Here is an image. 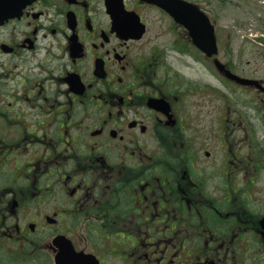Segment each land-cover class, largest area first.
<instances>
[{"label": "flooded vegetation", "instance_id": "1", "mask_svg": "<svg viewBox=\"0 0 264 264\" xmlns=\"http://www.w3.org/2000/svg\"><path fill=\"white\" fill-rule=\"evenodd\" d=\"M199 38L152 0H0V264H264V72Z\"/></svg>", "mask_w": 264, "mask_h": 264}, {"label": "rangeland", "instance_id": "2", "mask_svg": "<svg viewBox=\"0 0 264 264\" xmlns=\"http://www.w3.org/2000/svg\"><path fill=\"white\" fill-rule=\"evenodd\" d=\"M194 1H198V4L205 7L210 17L217 23L221 33L224 30L225 36H222L219 48L222 51L230 50L234 55L237 54L233 60L245 66L243 68H246L249 62L251 67H257L259 72H264V41H262L264 40V0ZM229 28L239 29L235 37L237 41L230 45L226 41ZM241 40H248L246 46L239 45L244 44ZM193 64V68L198 67L196 63ZM195 74L194 72L192 75Z\"/></svg>", "mask_w": 264, "mask_h": 264}, {"label": "water", "instance_id": "3", "mask_svg": "<svg viewBox=\"0 0 264 264\" xmlns=\"http://www.w3.org/2000/svg\"><path fill=\"white\" fill-rule=\"evenodd\" d=\"M166 9L169 11V7H166ZM198 10L196 11V10H193L192 11V14L195 16V15H198ZM184 24H185V22H183ZM199 47H201L202 49H203V51L206 53V54H208V55H211V54H213V53H215V44H214V41H213V39L211 38V40H210V43H209V45H206V46H199ZM216 65L217 66H219V64L218 63H216ZM232 77L233 78H235V79H237V80H239L240 82H247V81H245V80H242V79H240V78H237L236 76H233L232 75Z\"/></svg>", "mask_w": 264, "mask_h": 264}]
</instances>
